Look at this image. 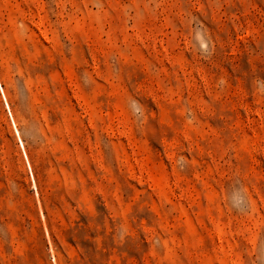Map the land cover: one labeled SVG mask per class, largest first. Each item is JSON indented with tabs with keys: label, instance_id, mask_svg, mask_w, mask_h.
<instances>
[{
	"label": "rangeland",
	"instance_id": "1",
	"mask_svg": "<svg viewBox=\"0 0 264 264\" xmlns=\"http://www.w3.org/2000/svg\"><path fill=\"white\" fill-rule=\"evenodd\" d=\"M86 220L103 264H264V0H0V264H97Z\"/></svg>",
	"mask_w": 264,
	"mask_h": 264
},
{
	"label": "trees",
	"instance_id": "2",
	"mask_svg": "<svg viewBox=\"0 0 264 264\" xmlns=\"http://www.w3.org/2000/svg\"><path fill=\"white\" fill-rule=\"evenodd\" d=\"M47 165H43L42 168H46ZM44 178V175H43ZM35 181L37 186H39V181L38 179L35 177ZM43 186V185H42ZM40 196V200L43 203V193L40 192L39 193ZM44 216L47 218V212L46 210L43 211ZM87 225V220L84 221L83 225H80L79 222H76V224L74 226H71L67 229L64 230V232L66 233L67 236V241H69L72 245H79L82 248V254H81V258L84 260L87 258V261L90 262L91 261V256L94 254L99 255L98 260L96 261L97 264H103L102 260L105 258L106 260H108V257L110 255V250H112L114 248L113 243L111 242H107L106 244V252H103L101 250H96L95 246H92L89 241L85 238V226ZM50 235L52 237V241L53 243H57V239L53 236V234L50 231Z\"/></svg>",
	"mask_w": 264,
	"mask_h": 264
}]
</instances>
